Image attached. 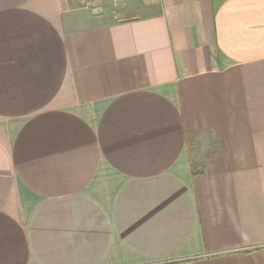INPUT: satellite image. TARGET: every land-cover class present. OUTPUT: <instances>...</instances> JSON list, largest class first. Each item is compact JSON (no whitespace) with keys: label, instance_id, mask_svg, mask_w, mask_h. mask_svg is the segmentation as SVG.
Here are the masks:
<instances>
[{"label":"crops","instance_id":"obj_1","mask_svg":"<svg viewBox=\"0 0 264 264\" xmlns=\"http://www.w3.org/2000/svg\"><path fill=\"white\" fill-rule=\"evenodd\" d=\"M0 264H264V0H0Z\"/></svg>","mask_w":264,"mask_h":264},{"label":"built area","instance_id":"obj_2","mask_svg":"<svg viewBox=\"0 0 264 264\" xmlns=\"http://www.w3.org/2000/svg\"><path fill=\"white\" fill-rule=\"evenodd\" d=\"M80 2L84 8H90L93 6L94 0H80Z\"/></svg>","mask_w":264,"mask_h":264}]
</instances>
